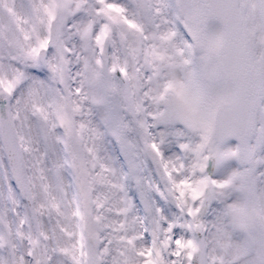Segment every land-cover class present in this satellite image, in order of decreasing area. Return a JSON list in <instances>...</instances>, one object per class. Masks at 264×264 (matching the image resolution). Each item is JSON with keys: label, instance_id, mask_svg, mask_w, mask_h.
<instances>
[{"label": "snow or ice", "instance_id": "snow-or-ice-1", "mask_svg": "<svg viewBox=\"0 0 264 264\" xmlns=\"http://www.w3.org/2000/svg\"><path fill=\"white\" fill-rule=\"evenodd\" d=\"M0 264H264V0H0Z\"/></svg>", "mask_w": 264, "mask_h": 264}]
</instances>
